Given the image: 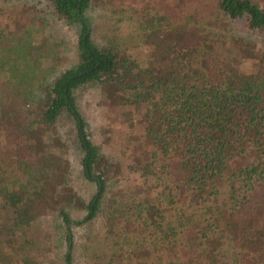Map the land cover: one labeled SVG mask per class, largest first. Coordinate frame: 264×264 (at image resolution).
Wrapping results in <instances>:
<instances>
[{
  "label": "trees",
  "instance_id": "trees-1",
  "mask_svg": "<svg viewBox=\"0 0 264 264\" xmlns=\"http://www.w3.org/2000/svg\"><path fill=\"white\" fill-rule=\"evenodd\" d=\"M122 1L141 16L146 64L116 40L95 42L93 0H47V14L78 34L77 62L61 72L63 43L39 37L33 8L0 30V264H42L30 234L50 216L61 221L65 264H76L74 226L97 220L113 243L97 264H264V6ZM234 23L259 44L229 37L227 51L219 47L216 30ZM234 52L255 60L254 70L242 71ZM92 86L142 135L127 166L88 133L76 94ZM62 118L73 123L82 177L95 188L89 199L69 183ZM130 175L143 191L130 193L122 181Z\"/></svg>",
  "mask_w": 264,
  "mask_h": 264
},
{
  "label": "rangeland",
  "instance_id": "rangeland-1",
  "mask_svg": "<svg viewBox=\"0 0 264 264\" xmlns=\"http://www.w3.org/2000/svg\"><path fill=\"white\" fill-rule=\"evenodd\" d=\"M152 5L162 3L164 0H150ZM264 6V0H255ZM33 8L31 16L38 15L40 18L35 25L37 29L44 31L39 37L53 35V41L63 43L59 48L58 60H56L57 71L70 68L77 62V29L68 26L64 20L53 15H49L47 0H0V30H9L12 25V18L19 15L23 6ZM139 7V6H138ZM130 2L122 0H93V5L89 11V17L94 25L93 38L99 45H105L108 41L116 40L119 47L127 54L137 57L142 63L146 64L151 50L144 46L141 38V25L139 12L134 13ZM139 10V8H137ZM41 11V12H40ZM26 17V15H24ZM30 15H27V17ZM141 17V16H140ZM41 18H46L45 26H41ZM44 27V28H42ZM36 29V30H37ZM230 31L224 33L216 30V41L219 47L227 49L225 44L229 37L243 39L249 46L259 44V37L256 34L243 31L240 24L234 23L227 27ZM41 32V31H40ZM60 39V40H59ZM52 40V39H51ZM231 43V41H228ZM230 44H228L229 46ZM227 46V47H228ZM222 52V51H221ZM224 54V52H223ZM232 53L226 52L225 55ZM233 59L240 63L241 70H254L255 60L247 58L246 53L234 52ZM51 64L47 60L42 61V68L47 69ZM53 76V75H52ZM77 99L80 110L88 123V133L92 141L101 147L102 152L110 159L127 166L141 150L143 144L142 135L133 127V122L123 125L120 111L117 112L115 106L106 105L104 95L99 87L82 88L77 91ZM58 130L61 139L67 144L70 160L71 173L69 183L84 199H89L95 188L92 184L85 181L81 174L80 159L81 154L74 141V126L70 119L62 118ZM127 172V171H126ZM129 177V175H127ZM128 186L130 193L133 189L143 191L145 187L139 178L130 175V178L122 180ZM135 185V186H133ZM75 219H80L83 214L73 211ZM61 221L56 216L44 218L35 226L37 232L30 236L36 242L34 247V258L42 264H65V248L61 245ZM75 250L74 260L76 264H97L100 256L107 253L113 244L106 237V228L103 221L97 220L82 226H74ZM51 234L52 238L47 241L46 235ZM37 240V241H36ZM117 241V239H116ZM39 248V249H38ZM38 249V250H37Z\"/></svg>",
  "mask_w": 264,
  "mask_h": 264
}]
</instances>
